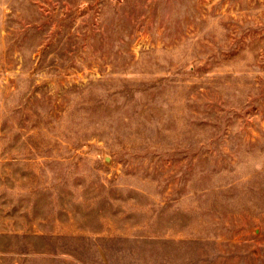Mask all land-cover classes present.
<instances>
[{"label":"rangeland","instance_id":"obj_1","mask_svg":"<svg viewBox=\"0 0 264 264\" xmlns=\"http://www.w3.org/2000/svg\"><path fill=\"white\" fill-rule=\"evenodd\" d=\"M0 264H264V0H0Z\"/></svg>","mask_w":264,"mask_h":264}]
</instances>
